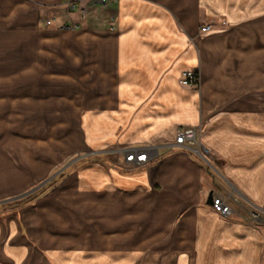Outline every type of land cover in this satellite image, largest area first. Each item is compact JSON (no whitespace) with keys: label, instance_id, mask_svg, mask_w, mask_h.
Instances as JSON below:
<instances>
[{"label":"crops","instance_id":"crops-1","mask_svg":"<svg viewBox=\"0 0 264 264\" xmlns=\"http://www.w3.org/2000/svg\"><path fill=\"white\" fill-rule=\"evenodd\" d=\"M105 1L98 21L64 0H0V199L71 154V132L55 129L70 116L81 151L111 145L116 166L132 170L85 165L0 217V264H128L160 218V234L179 220L173 245L190 253L171 264H264V216L251 217L264 208V0ZM203 18L226 28L201 33ZM185 71L199 86L179 84ZM179 127L198 128L217 160L240 201L230 217L207 202L226 191H211L201 161L167 147ZM143 147L158 150L156 171L125 162L123 151Z\"/></svg>","mask_w":264,"mask_h":264},{"label":"rangeland","instance_id":"rangeland-1","mask_svg":"<svg viewBox=\"0 0 264 264\" xmlns=\"http://www.w3.org/2000/svg\"><path fill=\"white\" fill-rule=\"evenodd\" d=\"M206 24L211 25V29L208 32H204V34L210 33L215 30H221L223 28H226V24L223 20H218L214 18H210V19L203 18L199 28ZM71 112H72L71 114H74V115L76 113L75 110H71ZM60 117H61L60 119H64L65 121L68 120V119H65L64 116H60ZM70 118H73V119H69L68 121H66L67 122L66 124H62V125L57 124L55 126V129H58L57 132H61V130L64 131L62 133L71 132V134L68 135V143H67V145L69 146V150H70L69 152H71V154L68 156H64V158L59 157L58 159H56V161L59 160V162L57 161L58 163H56L55 166L51 169V171H49L47 176H45V178L41 180L40 182L35 183L34 186H32L31 188H27L25 191L19 194H16L14 196H11L9 198L0 199V217L6 214H9V213H13L17 211L19 208L26 207L28 205H34L36 201H38V199L52 194L55 190L61 188L63 181L65 180L67 175H70L72 173H77V171H79V169H81L85 165L102 163L109 167H118L123 172L132 171V170L123 168V166H116L112 155H109L113 152L112 151L113 146L111 145L108 146L106 144V145H103L101 148L82 149L81 151V148L80 147H79L80 149L78 148V142H79L78 133H79L81 124L79 120L76 119L75 117L70 116ZM9 127L17 128L16 125H9ZM1 128H2V125H0V130ZM13 142L15 141L13 140L5 141L6 145L9 144L10 147L14 148ZM103 154L109 155V156H103ZM209 160L211 164L206 165L202 161H201V164L203 165L205 174L209 178L208 182L210 183L211 181V188H212L211 191L213 190L214 191L220 190V192L226 191L227 189H225V186L222 183L223 182L222 180L224 179L220 172V168L217 162H215L217 160L215 159L211 151L209 155ZM158 163L159 162H157V160L154 161L150 169H154L156 171L159 165ZM42 168L44 169L47 167H42ZM155 171L152 170V172H155ZM226 192H230V194H233L231 189H229ZM226 192H225V195H228V193ZM221 194L223 195L224 193H221ZM232 197L237 199L235 195H233ZM237 200H238L237 203L239 204L240 201L239 199ZM125 221L127 220H123V223ZM160 221H161V218L159 220H154V219L152 220V223H155L154 224L155 228L153 229L154 231V234H153L154 238H152L153 241H151L147 245H142L143 247L142 250L139 251L136 254V257L133 260H131L128 264H171L172 262H177V261H180L181 259H183V261L190 260L188 259L189 258L188 255L190 254L189 251H184L182 249H179L176 245L174 246L173 245L174 241L171 238V234H172L171 232L172 230L174 231L178 227L179 220L176 219L175 221H173L171 223L173 224V226L170 227L169 230H167L163 234H160V231L157 230L158 228L157 226L160 223ZM170 240L172 241L169 242ZM141 242L142 241H140V243ZM98 257L102 258V256H98ZM83 263L84 264H101V260L98 259L97 257L91 256V259L89 261L83 262Z\"/></svg>","mask_w":264,"mask_h":264},{"label":"built area","instance_id":"built-area-1","mask_svg":"<svg viewBox=\"0 0 264 264\" xmlns=\"http://www.w3.org/2000/svg\"><path fill=\"white\" fill-rule=\"evenodd\" d=\"M64 7L68 13L77 11L81 20H85L88 16H94L98 21L102 20L103 12L107 9L105 0H94L79 7V4L72 0H64ZM113 20H111L112 23ZM52 20H45L46 26H51ZM211 25L206 24L199 28L200 32H208ZM179 84L182 86H199L200 77L197 73L185 71L179 76ZM168 148L177 147L190 156H194L206 165L211 164L209 160L210 151L204 146L200 140V131L195 127H179L175 131V137L172 144H168ZM125 162L132 164L134 168H139L147 163H153L158 158V150L154 147L133 148L129 151H123ZM233 194H213L211 193L210 207L212 211L224 218L232 215V205L238 204V200L232 197ZM264 216V208L253 211L251 217L254 222H261Z\"/></svg>","mask_w":264,"mask_h":264},{"label":"water","instance_id":"water-1","mask_svg":"<svg viewBox=\"0 0 264 264\" xmlns=\"http://www.w3.org/2000/svg\"><path fill=\"white\" fill-rule=\"evenodd\" d=\"M209 165V164H207ZM207 202L210 204L211 203V194H209L208 198H207Z\"/></svg>","mask_w":264,"mask_h":264},{"label":"trees","instance_id":"trees-1","mask_svg":"<svg viewBox=\"0 0 264 264\" xmlns=\"http://www.w3.org/2000/svg\"><path fill=\"white\" fill-rule=\"evenodd\" d=\"M191 157H193L194 159H196L194 156L191 155ZM197 160V159H196Z\"/></svg>","mask_w":264,"mask_h":264}]
</instances>
